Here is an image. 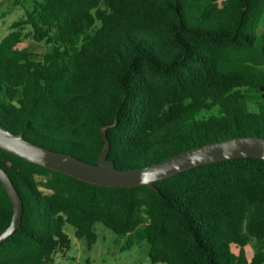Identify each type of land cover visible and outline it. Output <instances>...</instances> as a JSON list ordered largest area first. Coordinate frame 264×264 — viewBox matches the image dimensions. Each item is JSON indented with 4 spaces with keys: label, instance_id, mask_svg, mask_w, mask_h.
<instances>
[{
    "label": "trees",
    "instance_id": "trees-1",
    "mask_svg": "<svg viewBox=\"0 0 264 264\" xmlns=\"http://www.w3.org/2000/svg\"><path fill=\"white\" fill-rule=\"evenodd\" d=\"M8 6L22 16L0 39L3 130L91 164L104 135L122 171L264 140V0H2L0 21ZM0 167L22 202L0 264H57L66 230L91 249L98 223L123 249L145 243L152 264H264L263 159L200 165L154 189L87 183L2 149ZM12 214L0 183V234Z\"/></svg>",
    "mask_w": 264,
    "mask_h": 264
},
{
    "label": "water",
    "instance_id": "water-1",
    "mask_svg": "<svg viewBox=\"0 0 264 264\" xmlns=\"http://www.w3.org/2000/svg\"><path fill=\"white\" fill-rule=\"evenodd\" d=\"M103 139L105 148L100 153L98 162L91 164L67 154L50 151L0 128V149L28 162L103 187L117 188L147 185L154 189L152 186L154 182L200 165L234 158L253 157L264 160V140L248 137L230 139L195 148L150 167L122 171L116 169L112 163L107 161L109 142L104 135ZM0 183L13 207L11 222L7 229L0 234V244H2L20 225L22 202L10 177L1 167Z\"/></svg>",
    "mask_w": 264,
    "mask_h": 264
},
{
    "label": "rangeland",
    "instance_id": "rangeland-1",
    "mask_svg": "<svg viewBox=\"0 0 264 264\" xmlns=\"http://www.w3.org/2000/svg\"><path fill=\"white\" fill-rule=\"evenodd\" d=\"M6 8L7 6L3 10ZM8 10L6 17L0 21V39L9 32L11 23L19 20L22 16V11L19 8L8 6ZM30 44L32 52L37 55L45 50L43 44L34 41H31ZM66 232L70 239V249L63 255H56L55 262L57 264H152L148 258V246L145 243L123 249L122 246L125 242L99 223L95 225L97 241L91 249L87 248L85 240L77 239L74 236L71 228H68ZM232 251L237 254L238 248L232 246ZM244 251L247 260L250 261L251 245L246 246Z\"/></svg>",
    "mask_w": 264,
    "mask_h": 264
}]
</instances>
